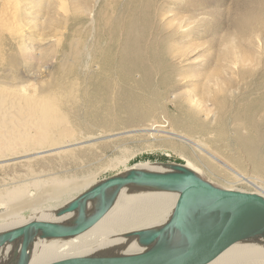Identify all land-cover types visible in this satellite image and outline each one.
Masks as SVG:
<instances>
[{"label": "rangeland", "instance_id": "374dc122", "mask_svg": "<svg viewBox=\"0 0 264 264\" xmlns=\"http://www.w3.org/2000/svg\"><path fill=\"white\" fill-rule=\"evenodd\" d=\"M77 1L84 15L68 24L71 1L19 0L10 14L25 25L31 62L0 67V82L15 77L31 91L47 83L63 100L71 92L64 120L84 141L74 157H52L36 169L95 185L134 165L193 163L212 184L252 189L228 182L227 164L264 188V0ZM74 37H81L76 48ZM84 44L92 57L66 77L65 63ZM102 87L104 97L87 109L107 111L86 117L83 93L93 98ZM168 123L190 141L147 130Z\"/></svg>", "mask_w": 264, "mask_h": 264}, {"label": "bare ground", "instance_id": "6f19581e", "mask_svg": "<svg viewBox=\"0 0 264 264\" xmlns=\"http://www.w3.org/2000/svg\"><path fill=\"white\" fill-rule=\"evenodd\" d=\"M67 1H71L73 6V11L67 8L65 11L68 24L71 19H80L84 12L79 16L80 3L77 0ZM40 5L38 1L35 6ZM20 8L19 0H3L0 5V67H13L18 63L28 65L31 62L25 25L21 19L10 16L11 11L15 12ZM21 12L24 13V10ZM80 40L81 37H74L71 44L76 48L80 45ZM87 50V45L84 44L78 55L73 53L75 57L67 60L68 63H65L64 67L66 77L73 74L75 67H81V60L88 64L92 55L87 53H91ZM97 56L96 54V59ZM96 59L94 61L97 62ZM88 67L89 65H85L86 69ZM16 79L10 77L7 81L0 82V208L6 209L0 212V234L35 221H50L66 227L72 226L78 211L63 214L59 212L71 201L81 198L94 185L96 179L83 178L84 181L81 179L82 182H79L77 179H66L59 175L53 177L48 171L46 173L43 169H36L37 165L52 157L63 158L69 155L74 157L76 152L74 146L84 142L79 141L80 138L74 135L75 131L64 120L66 106L72 93L68 92L63 100L57 94L58 91L47 83L31 91L20 86ZM75 79L69 80L70 90L74 87ZM104 88L99 89V95L93 98L90 92L83 93L86 117L95 116L102 110L107 111L108 108L104 109L102 105H98L95 112L87 109L93 101L104 97L100 94ZM170 126L169 123L152 124L147 130L152 131L151 134L156 137L163 135L170 137L171 140L172 138L189 140L175 133ZM171 165L173 164L163 162L139 164L130 167L125 173L132 170L169 172L172 171ZM20 167L24 171H20ZM185 167L202 176L195 164L191 163ZM225 168L230 173L227 176V179H230L228 182L248 185L252 189H241L232 185L220 187L213 183L215 186L264 196L260 179L247 177L227 164ZM11 170L13 173H9ZM67 194L71 197L64 201L47 203L49 199L55 200ZM185 198H189L186 197L185 190L165 187L162 184L113 187L105 192L103 198H90L86 202L84 217L93 215L101 207L106 209V214L96 224L71 236L60 238L43 239L29 231L12 241L7 240L0 245V264H56L74 259L142 254L147 248L140 243L139 237L135 234L166 226L174 219L173 212L176 206ZM27 209L37 213L22 217L23 211ZM205 264H264V238L235 241Z\"/></svg>", "mask_w": 264, "mask_h": 264}, {"label": "water", "instance_id": "95a60500", "mask_svg": "<svg viewBox=\"0 0 264 264\" xmlns=\"http://www.w3.org/2000/svg\"><path fill=\"white\" fill-rule=\"evenodd\" d=\"M169 172L132 170L92 186L81 198L71 201L59 213L77 210L73 225L35 221L0 234V245L29 231L41 238L71 236L96 224L106 214L101 207L84 217L90 198H103L113 187L162 184L186 191V197L173 212V220L152 231L138 232L146 252L132 256L74 259L56 264H205L233 242L264 238V196L215 186L183 165H171Z\"/></svg>", "mask_w": 264, "mask_h": 264}]
</instances>
